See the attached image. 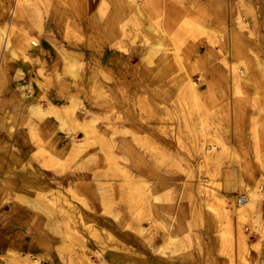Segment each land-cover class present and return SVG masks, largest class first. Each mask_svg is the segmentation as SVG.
Returning <instances> with one entry per match:
<instances>
[{
  "label": "rangeland",
  "instance_id": "rangeland-1",
  "mask_svg": "<svg viewBox=\"0 0 264 264\" xmlns=\"http://www.w3.org/2000/svg\"><path fill=\"white\" fill-rule=\"evenodd\" d=\"M17 1L0 0V16L2 14V22L6 26L14 20L15 9L19 7ZM36 1L39 3V0ZM73 1L82 4L81 0ZM65 6L66 3H61L62 8ZM39 8L36 7V10ZM48 9L50 13L53 12V7ZM40 12L42 16L46 14L42 4ZM44 19H47L45 15ZM18 21L20 24L24 22ZM156 25L158 23L154 22V27ZM122 27V31L130 29ZM21 29H15V33L20 34ZM142 30L134 27V32L133 29L127 31L129 36L123 37V40L131 48L141 49L145 42L150 43L157 38L144 37ZM135 33L138 37L134 39L132 35ZM36 34L38 46L29 52L32 63L23 69L22 78L16 76L20 61H6L4 64L5 56L0 55V74L7 79L6 82L0 81V153L3 155L0 161V264H33L36 258L46 259L41 264H65L62 258L70 256L69 250L65 244L60 246L58 242L67 244L69 240L49 229L45 207L51 210L52 220L67 218L84 234L91 227L87 219L103 216L98 226H103L107 218L114 224L118 220L104 216L97 209H90L82 203L81 198L87 200L86 188L90 185L105 188L114 198L115 211H119L124 203L117 201L115 195L121 190L125 191L128 181L124 182V178L139 184L138 192L142 200L137 204L134 227H139L138 236L141 238H135L134 228L126 222L128 216L124 209L123 217L119 214L117 219L124 218L125 221L116 226L114 237H108L110 235H106L104 228L98 231V236L114 239L113 243L128 244L125 246L132 254L134 248H130V245H138L144 256L155 264H208L211 258L226 259L220 251L221 235L236 242L238 232L246 250L234 246L235 252L232 251V254L235 264L241 260L236 253L243 251L246 252L248 264L253 258L256 259L255 264H264V198L258 218L263 229L255 231L246 223L235 221L231 208L213 198V195L231 194L224 178L232 171H237V176L240 174L242 182L253 184L255 181L250 175L249 165L244 159H240V167L237 162H232L226 155L229 148L222 154L220 164H209L204 159L205 153L219 155L223 142L231 144L236 131L243 133L250 128L252 133L258 131L262 118L256 115L253 116L256 120H253L246 116L248 108L245 104L236 105L232 99L222 101L216 96H200L199 100L193 101L184 90L185 85H176L174 81L156 88L148 84L150 81L144 83L142 78L133 96L125 92L119 94L123 107H118V101L109 95L112 93L110 87L119 80L113 71L102 69L100 60L90 65L83 62L82 55L78 59L82 80H71L64 76L63 64L56 50L49 44L41 45L40 35ZM54 36L50 35L54 46L73 53L80 51L74 49V43H70L73 49L67 46L69 39L64 40L57 33ZM86 39L79 36L75 41L81 44ZM113 48L128 51V46ZM99 52L101 48L92 53L97 55ZM147 66L151 67L149 64ZM209 67L205 65L199 73H195L194 82L198 83L199 88L206 78L201 72ZM57 75H61L60 80L56 78ZM120 79L126 82L125 77ZM19 85L25 87L23 93L31 97V102H41V107L49 104V97L54 93L59 108L70 105V111L75 112L78 119L95 118V126L103 140L112 143L114 163L108 159L110 147H100L98 144H92L71 160L70 137L58 130L57 122L53 123L46 117L38 121L36 127L30 128L26 110L20 109L13 99L12 93ZM202 88L199 93L204 95ZM158 92L161 96H156ZM210 94H213L212 86ZM69 97L74 99L73 105L68 102ZM101 106L105 107L102 113ZM236 120L241 121L238 127L234 126ZM254 121L260 122L256 130ZM9 124L14 128L8 127ZM81 138L82 135H79ZM156 152L165 155L166 161L157 162L154 159ZM47 159L51 160L53 169L45 176L40 164ZM115 170L117 174H113ZM101 183L105 186L101 187ZM261 183L264 185V180ZM45 185L53 193L52 197L45 190H40ZM20 194L30 202H22ZM154 195L161 196L158 204L153 200ZM206 204L213 211L208 210ZM84 242L86 252H93L90 256L95 262L98 249L94 243L98 242V238L88 233L84 235ZM174 243L180 249H175ZM144 245L158 252H150ZM160 250L164 255L159 254ZM8 251L11 258L6 256ZM28 255H31L30 259L23 262Z\"/></svg>",
  "mask_w": 264,
  "mask_h": 264
},
{
  "label": "bare ground",
  "instance_id": "bare-ground-1",
  "mask_svg": "<svg viewBox=\"0 0 264 264\" xmlns=\"http://www.w3.org/2000/svg\"><path fill=\"white\" fill-rule=\"evenodd\" d=\"M81 1L83 5L75 3V1L71 2V0H39V3L36 0H18L17 5L19 7H16L14 20L10 25L6 26L2 22V14L0 16V55L5 56L4 61L2 60L3 63L19 60L21 65L20 68H17L16 76L19 79L22 78L23 69H27L32 63L28 54L34 47L38 46L37 40L31 36L30 30H35L39 34L46 31L44 15L47 18L46 23H49L48 20L52 18L48 9L50 7H53L55 20L53 23L64 40H70L69 47H71L70 43L76 42L75 40L82 35L80 34L82 27H86L88 31L91 29L96 31L94 36H82L83 39L88 37L85 40L86 44H84V48L87 50L89 48L97 49L102 44L101 38L113 43L118 39V36L120 37L122 34L119 31L120 28L116 30L115 27L116 25L120 26V22H125L124 17L121 16L124 15L127 6H132L136 15L140 17L159 18L165 12L167 24L163 25L164 30L161 23H158L154 28H152L151 23H147L146 27L151 29L157 38L150 43L145 42V46L138 54L139 64L135 72L138 73L144 83L150 81L148 84L156 88L164 86L166 82L175 81L176 85H185L184 90L193 101L199 100L200 96H216L222 101L232 99L236 105L245 104V107L248 108L246 116L253 120H256L253 117L256 115L260 119L262 118L261 127L263 128L261 131H259L261 127L254 133L250 132L251 128L243 133L236 131L231 138V144L230 142H223L219 155L214 152L204 154V159L209 164H220L222 154L229 148L230 151H226V155L232 162H237L239 167L240 159L246 160L250 175L255 182L253 184L244 183L240 180V174L237 176V171L236 173L232 171L230 174L227 173L224 178L225 186L227 189L230 188L231 194L213 195V198L218 199L220 204H226L231 208L230 211L235 221L246 223L252 231L262 230L263 226L258 218L264 198V185L261 183L264 180V0H154L153 5L141 4L142 0L139 2L136 0ZM61 3H66L67 6L62 8ZM41 4L46 13L43 16L40 12ZM35 6H40L38 11ZM18 20H22L26 24L24 22L20 24ZM133 21L136 20L132 19L131 22ZM18 24H20L19 27H17ZM17 28H22L20 34L15 33ZM137 33L133 34L134 39L138 37ZM126 35L127 33H124L122 37ZM52 46L63 64L64 76L74 81H81L78 58L80 59L82 56H76L73 55L76 53ZM147 64L151 67H148ZM205 65H210V67L201 72V75L206 76V78L204 85H201L203 88H199L198 83L194 82L195 73L197 71L199 73ZM128 72L134 74L132 71L128 70ZM59 76L61 75H57L56 78L58 79ZM0 81L6 82L7 79L0 74ZM210 86L213 87V94H210ZM24 88L19 85V88L13 91L12 95L16 105L20 109L26 110V114L30 118L27 125L30 128L36 127L38 121L44 117L50 118L52 116L57 122L58 129L70 137L69 157L71 160L84 153L92 144H98L100 147L104 145H107L104 147H110L107 152L108 159L114 163L115 157L110 146L112 143L103 140L95 126V118L83 117L78 119L75 112L70 111V105L57 108L51 104H46L45 109L38 103L31 102V97L23 93ZM201 88L204 95L199 93ZM117 90L113 89L109 95L116 102L118 101V104L120 102L118 95L122 91L117 92ZM156 96L161 95L158 92ZM68 102L73 105L74 99L69 97ZM121 103L119 104L121 105ZM6 121L10 122L9 119ZM259 123L253 122L255 130ZM240 124V120L234 122V126L238 127ZM8 127L14 128L11 124ZM79 135H82L81 139H79ZM1 154L2 152L0 153V161L3 158ZM154 156L157 162H164L167 159L160 152H156ZM37 164L39 163L37 162ZM29 166L31 167V165ZM40 167L44 169L42 173L45 176L51 173L53 169L49 159L42 160ZM116 169L118 170V166ZM117 170L113 174H117ZM123 180L124 182L128 181V185L125 187V191L121 190L115 196L117 201L124 203L123 209L128 216L126 222L134 228L135 238L140 240L141 237L138 236L139 227H134L137 204L142 200L138 192L139 184L125 178ZM35 183L40 186L39 183ZM100 185L101 187L105 186L103 183ZM68 188H64V190H69ZM86 189L88 201L81 198L82 203L90 209H97L104 216H111L112 219L118 221L114 225L107 218V222L103 226H98L100 217L103 216L94 220L87 219L91 227L87 231L84 230L87 232L84 234L67 218L52 220L51 210L45 207L49 229L57 234H62L69 240L67 244L63 241L58 242L60 246L65 244L69 250L70 256L62 258L65 264H155L144 256L143 250L140 251L138 245V247L135 244L130 245V248H134L132 254L129 252L130 249L125 246L128 244L113 243L114 239L107 238L108 234L110 235L108 237L113 238L112 235H114L116 226L122 225V222L125 221L124 218H122L123 220L117 219L119 214L123 217L124 211L123 209L115 211L116 204L109 190L96 188L94 185H90ZM40 190H45L52 197L53 193L50 192L48 185L40 188ZM19 197L24 203L30 202L22 194ZM160 199L161 196L159 195L153 197L156 204L160 202ZM66 205L71 210L70 204L67 203ZM205 207L213 211L207 204ZM103 228L106 237L97 235L98 231ZM88 233L98 238V242L94 243L98 249L95 262L90 256L93 252L87 253L85 250L84 235ZM236 235V242H232L223 234L221 235L220 251L226 256V259L219 260L217 258L214 260L211 258L212 260L208 264H235L232 254L234 246L246 250L238 232ZM143 247L150 252H158L157 250L154 251L151 246L144 245ZM173 247L180 249L176 243L173 244ZM73 252L74 256L72 257ZM172 252L175 253L174 250ZM159 254L164 255V252L160 250ZM236 254L241 257L237 264H248L245 251ZM6 256L11 258L9 251ZM30 257L31 255H28L22 261L26 262ZM45 260V258H36L33 264L45 263ZM254 260L256 261L253 258L249 263L255 264Z\"/></svg>",
  "mask_w": 264,
  "mask_h": 264
},
{
  "label": "crops",
  "instance_id": "crops-1",
  "mask_svg": "<svg viewBox=\"0 0 264 264\" xmlns=\"http://www.w3.org/2000/svg\"><path fill=\"white\" fill-rule=\"evenodd\" d=\"M137 2H139L140 0H136ZM154 0H142L141 4H152L153 5ZM51 14V19L48 20L49 23H46L47 19H44L45 22V26H46V31L44 33H38L35 30H30V34L31 36L35 37L34 34L37 33L36 35L38 36V34L40 35V43L42 45V43L45 44H49L52 48H54L52 45H54L51 41L50 35L52 34L54 36V33H57V35L59 37H61L62 39H64L61 35H60V31L57 29V27L54 25V15L53 12L50 13ZM121 17H124L125 22H120V26L116 25L115 29H119L120 28V32H122L125 30H121L123 29L122 26L126 27V28H130L127 31H130L133 29L134 32V27L139 28H143V35L144 37H155L156 35L153 34V31L149 28L146 27L147 23H151L153 25L152 28H154V22L156 23H161L162 24V29H163V25L167 24V15L162 14L159 16V18H154V17H140L136 15V11L132 6H127L125 8V13L124 15H122ZM136 20V21H133ZM131 20V21H129ZM77 21V20H76ZM75 21V22H76ZM135 24V26H134ZM47 26L48 27V31H47ZM118 26V27H117ZM142 26V27H141ZM165 29V28H164ZM163 29V30H164ZM125 31V33H127V35L125 37L129 36V33ZM96 33V31L93 29H91V31H88L86 27L81 28L80 31V35L82 36H94ZM122 34L120 35V37L118 36V39H116L113 43L109 42V41H105L103 38H101L102 40V44L97 48H101V52H99V54H93L94 52L96 53L97 49H91L89 48L88 50L86 48H84V44H86V41L78 44L77 41L73 42L76 46L74 47V49L80 50V51H74L76 54H81V56L83 55L82 61L84 59L83 62L87 63V64H91L95 61L100 60L101 61V68L102 69H106V70H111L114 72V74L116 75V77L119 79L118 82L115 83V85H113V87H110V90L113 91V89H118L117 92H125V93H129L128 95H134L136 93L135 87H139L140 86V77L138 75V73L135 72V69L137 68L138 64H139V57L138 54L141 52L142 48L140 49L139 47L137 48H131V46L128 43H125V41L123 40ZM133 36V35H132ZM56 37V36H54ZM87 37V38H88ZM140 41V40H139ZM67 46H68V42ZM138 43V42H137ZM44 44V45H45ZM43 45V46H44ZM113 46H119V47H125L128 46V51H120L119 49H115L113 48ZM69 47V46H68ZM89 47V45H88ZM133 47V46H132ZM71 49L72 48V44L71 47H69ZM71 51V50H70ZM73 52V51H72ZM93 52V53H92ZM79 59V58H78ZM81 59V58H80ZM132 71L134 74L128 72ZM121 77H125L126 78V82L125 80L120 79ZM84 85H88L83 83ZM79 85H82L81 83ZM78 85V86H79ZM119 97V95H118ZM57 96H54V93L49 97V104L59 108V106L57 105V100H56ZM121 103V100L120 102ZM118 103V107H123V104L121 103V105ZM39 105H41V102L38 103ZM46 105V104H45ZM44 108L46 106H43ZM104 106H101V113L102 110L104 109ZM49 121L55 123L54 118H52V116L50 118H48ZM57 126V124H56ZM57 128V127H56ZM59 130V129H58ZM60 132V131H59Z\"/></svg>",
  "mask_w": 264,
  "mask_h": 264
},
{
  "label": "built area",
  "instance_id": "built-area-1",
  "mask_svg": "<svg viewBox=\"0 0 264 264\" xmlns=\"http://www.w3.org/2000/svg\"><path fill=\"white\" fill-rule=\"evenodd\" d=\"M239 202V201H238Z\"/></svg>",
  "mask_w": 264,
  "mask_h": 264
}]
</instances>
